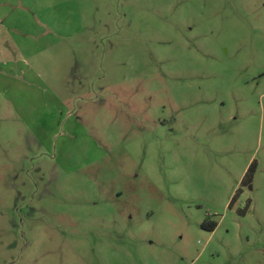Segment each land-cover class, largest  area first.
Segmentation results:
<instances>
[{
	"label": "rangeland",
	"instance_id": "obj_1",
	"mask_svg": "<svg viewBox=\"0 0 264 264\" xmlns=\"http://www.w3.org/2000/svg\"><path fill=\"white\" fill-rule=\"evenodd\" d=\"M0 264H264V0H0Z\"/></svg>",
	"mask_w": 264,
	"mask_h": 264
},
{
	"label": "trees",
	"instance_id": "obj_2",
	"mask_svg": "<svg viewBox=\"0 0 264 264\" xmlns=\"http://www.w3.org/2000/svg\"><path fill=\"white\" fill-rule=\"evenodd\" d=\"M255 172V161L250 162L248 167L246 168L243 177L241 179V184L245 185L247 188L251 189L252 185V179L254 177ZM241 191V188H238L233 197H231L230 202L228 204L229 207L232 206L235 198L238 196L239 192ZM217 225V222L210 219H205L202 223V226L209 229V231H213Z\"/></svg>",
	"mask_w": 264,
	"mask_h": 264
}]
</instances>
